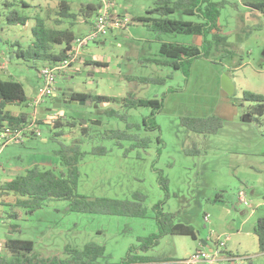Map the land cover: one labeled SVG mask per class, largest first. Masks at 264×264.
<instances>
[{"label": "rangeland", "instance_id": "rangeland-1", "mask_svg": "<svg viewBox=\"0 0 264 264\" xmlns=\"http://www.w3.org/2000/svg\"><path fill=\"white\" fill-rule=\"evenodd\" d=\"M22 1L30 8H24ZM60 1L0 0V77L21 83L27 97L25 104L8 107L12 113L30 115L32 108L28 105L43 90L39 74L48 64L18 57L17 52L27 49L33 40L37 15L50 26L60 19ZM66 1H74L73 11L80 3L99 6L100 2ZM155 1L117 0L112 11L116 9L122 17L132 19L128 29L119 31V35L113 33L104 42L90 44L83 52V64H75L67 71L68 76L57 78L54 90L66 100L72 93L119 100L163 99L161 111L125 108V101L66 104L58 111L59 117L76 123L86 121L83 126L88 128L87 135H82L79 126L54 130L38 124V137L0 149L1 186L34 166L60 174L64 168L56 152L62 143L70 145L79 140L85 156L78 164V194L89 200H132L139 193L145 196L146 216L72 212L69 201H51L31 212L17 206L15 195L0 194V264L20 261L6 249L8 240L34 242V251L21 257L31 264L82 262L86 258L75 254L90 244L104 249L103 256L92 255L93 264H121L132 247L140 246L141 239L158 234L154 207L165 197L158 183L160 173L169 186L164 213L172 215L175 222L192 226L197 240L164 236L145 254L150 262H181L212 237L240 254L238 264H264V256L257 255L258 239L253 232L257 221L264 218V116L250 121L247 113L255 104L243 100L245 91L264 95V16L246 5L252 0H208L220 4L218 36L224 41L218 44L210 37L212 51L206 57L175 69L170 59L160 55V45L166 42L201 48L202 39L185 34L156 35L147 30L137 19L148 16ZM11 10L30 17L27 26L9 25L6 16ZM168 18L203 22L198 15L181 12ZM87 23L80 16L75 21L64 20L58 27H72L76 36L82 37L90 32ZM97 60L107 63L106 67L96 66ZM225 75L234 85L232 96L222 89ZM53 98H46L40 106L41 118L54 113L47 111L53 106ZM108 110L118 111L124 119L109 117ZM152 115L151 123L159 129L146 131L143 121ZM184 118H214L221 128L214 133H196L182 124ZM57 132L64 136L56 137ZM115 132L137 134L148 143L117 141L113 138ZM97 148L107 152L93 153ZM241 193L246 195V203L239 201ZM244 221L243 233L238 234Z\"/></svg>", "mask_w": 264, "mask_h": 264}, {"label": "trees", "instance_id": "trees-1", "mask_svg": "<svg viewBox=\"0 0 264 264\" xmlns=\"http://www.w3.org/2000/svg\"><path fill=\"white\" fill-rule=\"evenodd\" d=\"M74 1H60L59 4V20L54 22L53 26L47 24L46 20L40 15L36 16V25L32 30L33 40L27 49L20 48L17 56L24 59H33L35 61H43L45 64L52 65L59 63L70 57L73 45L78 38L74 33L72 27L75 22L71 23L70 28H59L58 26L64 23V20L75 21L82 16L87 24L92 23L98 15L101 3L99 6L94 4H79V9L73 11ZM21 5L24 8H30L26 1H22ZM249 8L259 11L264 16V0H252L246 4ZM9 6V5H8ZM12 6V5H10ZM220 4L212 3L208 0H156L155 6L147 11L148 16L137 19L147 30L156 35L162 34H185L197 36L202 39V47L196 45H182L163 42L160 45V55L170 59L172 66L175 69H180L183 64L190 66L194 60L206 57L212 51V41L220 43L224 41L218 36L219 26L218 21L220 17ZM181 12L185 15H198L203 19L201 23H194L181 20L169 19L168 16ZM113 13V12H112ZM152 15H157L154 18ZM7 22L11 26H27L29 20L28 16L20 15L17 11L11 10L7 16ZM128 25L131 24V20ZM210 42V43H209ZM209 43V44H208ZM227 44V43H226ZM228 46V44H227ZM168 64V62H164ZM88 64V63H87ZM96 66L106 67L100 63L94 62ZM164 64V65H165ZM148 82V81H146ZM69 100L91 102L97 105L102 103H117L120 101L126 102L125 108H152L155 112H159L163 108L162 100H141L134 98L127 99H113L106 96H93L84 93H72ZM244 102L255 104L247 113V118L250 121H258L260 117L264 116V95L256 94L249 91L243 93ZM27 102L25 90L23 85L15 81L3 80L0 77V132L7 126L20 127L27 123L29 115L21 113L18 116H13L7 108L9 106H21ZM116 110L106 111L109 117H117L124 119L122 115ZM155 114V113H153ZM151 118H145L143 123L146 131L159 129V126L153 125ZM38 124H43L39 122ZM182 124L193 130L196 133H203L209 131L214 133L221 128V123L214 118L209 119H182ZM79 126V127H78ZM79 128L82 135H87L88 128L83 126L81 122L68 121L65 117H61L51 128L64 129ZM56 137L64 136L63 132L55 133ZM110 138V135H106ZM113 138L117 141H130L137 144H147L148 139L140 138L137 134L132 135L127 132H115ZM95 154L103 155L107 152L105 148H97L92 151ZM59 157L60 164L64 168L60 174L54 170L46 169L44 167L34 166L25 170V173L15 177L11 181H7L0 186V194L15 195L18 197L17 206L31 209L35 212L51 201H69L71 203L70 210L78 213L89 214H103L116 216H130V217H145L146 210L143 207L145 196L139 193L133 195L132 200H112L99 198L89 200L86 197L78 194V181L80 172L78 164L85 153L81 149V142L75 140L72 144H61L60 149L56 152ZM159 186L165 192L163 200L159 201L154 207L156 213V220L158 224V234L149 236L148 238L140 240V246L132 247L128 255L123 259L121 264H178L175 260H165L160 263H152L149 258L145 256L147 252L158 245L159 241L168 235L190 236L197 240L195 229L187 224L175 222L173 216L165 214L163 207L169 198V186L167 179L160 173ZM254 234L258 239L259 252L264 253V218H260L254 228ZM6 249L15 257L19 258L18 264H31L25 259L21 260L22 254H31L35 249V244L32 241L24 240H8L5 243ZM104 249L102 247L90 244L83 252H77L75 255L85 257L86 260L82 262H75V264H93L91 257L103 256ZM93 255V256H92ZM70 264V262L65 263Z\"/></svg>", "mask_w": 264, "mask_h": 264}, {"label": "built area", "instance_id": "built-area-1", "mask_svg": "<svg viewBox=\"0 0 264 264\" xmlns=\"http://www.w3.org/2000/svg\"><path fill=\"white\" fill-rule=\"evenodd\" d=\"M100 11L93 20L90 32L86 36L78 37L73 45L70 57L56 64L45 66L39 76L44 85L40 95L28 105L32 108V113L26 124L20 127H5L0 132V149L13 144H22L31 136L38 137L40 135L39 122L47 126H54L59 117L58 112L40 117V106L48 97L55 95L54 86L57 78L66 76L67 71L75 64L83 63V52L90 44L105 41L108 36L121 30L127 29L129 19L117 16L112 10L117 0H99ZM113 12V13H112ZM240 202L246 203V195L240 194ZM208 222L209 217H205ZM213 242L211 249L202 248L195 251L187 259L178 262V264H238V259L231 257L226 252V244L221 239L209 240Z\"/></svg>", "mask_w": 264, "mask_h": 264}, {"label": "water", "instance_id": "water-1", "mask_svg": "<svg viewBox=\"0 0 264 264\" xmlns=\"http://www.w3.org/2000/svg\"><path fill=\"white\" fill-rule=\"evenodd\" d=\"M263 58H264V52L262 54ZM222 89L223 91L228 94L229 96H232L234 93H235V90H234V85L231 81V79L225 75L222 79ZM82 104L85 103V101H80ZM80 102L78 101H73V100H65L63 101L59 95L55 94L54 95V104L52 106V108H50L48 111L49 112H58L62 107L63 105H66V104H69V105H77L79 104ZM82 124H86L87 122L86 121H81ZM205 244V242H203Z\"/></svg>", "mask_w": 264, "mask_h": 264}, {"label": "crops", "instance_id": "crops-1", "mask_svg": "<svg viewBox=\"0 0 264 264\" xmlns=\"http://www.w3.org/2000/svg\"><path fill=\"white\" fill-rule=\"evenodd\" d=\"M115 14L117 15V16H120V17H122L121 16V14H119V13H117L116 12V9H115ZM127 16H124L123 18H126ZM130 20V19H129ZM89 27L91 28V26H92V23H89ZM128 29V28H127ZM126 30V29H125ZM122 31H124V30H122ZM119 32V31H118ZM121 32V31H120ZM120 32L119 33H115L116 35H119L120 34ZM115 34H114V36H115ZM197 38H199V39H201L200 37H197ZM104 42V41H103ZM102 44H104V43H102ZM85 54V53H84ZM84 57V56H83ZM87 62V61H86ZM95 62H97V63H100L101 65H107V63H105V62H102L101 60H97V61H95ZM83 63H78V65H82ZM0 68H1V66H0ZM69 74H67V76H68ZM67 78V77H66ZM7 110H8V108H7ZM49 110V109H48ZM47 110V111H48ZM9 111V110H8ZM10 112V111H9ZM49 112V111H48ZM13 116H18L19 114H21V113H23V112H18V113H12V112H10ZM33 139H35V138H33ZM240 201V200H239ZM249 206V205H248ZM245 222L246 221H244V223H242V225H241V227H240V229L241 230H239L238 231V234H240V233H243V229H244V227H245ZM247 223V222H246ZM213 225H215V222H213ZM255 228V227H254ZM254 228H253V232H254ZM248 234V233H247ZM201 247L200 248H198L197 250H199V249H202V247L203 248H207V249H211L212 247H213V242H210L209 243V241H206L205 242V244L203 243V242H201ZM196 250V251H197ZM226 252H227V254L229 255V256H231V257H235V258H239L238 257V255H240V254H234L232 251H230V250H228V248H227V244H226ZM258 256H264V253H258L257 254ZM249 264H253V263H249Z\"/></svg>", "mask_w": 264, "mask_h": 264}, {"label": "flooded vegetation", "instance_id": "flooded-vegetation-1", "mask_svg": "<svg viewBox=\"0 0 264 264\" xmlns=\"http://www.w3.org/2000/svg\"><path fill=\"white\" fill-rule=\"evenodd\" d=\"M63 101H65L66 99H63V98H61ZM67 100H69V98L67 99ZM53 101H54V98H53ZM54 104V103H53Z\"/></svg>", "mask_w": 264, "mask_h": 264}]
</instances>
